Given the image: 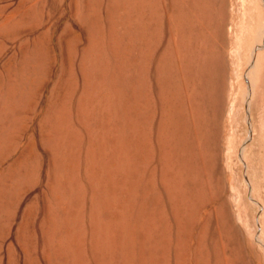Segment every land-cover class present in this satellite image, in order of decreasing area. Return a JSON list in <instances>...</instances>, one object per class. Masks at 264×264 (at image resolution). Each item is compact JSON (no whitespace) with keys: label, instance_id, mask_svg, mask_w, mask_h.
<instances>
[{"label":"rangeland","instance_id":"rangeland-1","mask_svg":"<svg viewBox=\"0 0 264 264\" xmlns=\"http://www.w3.org/2000/svg\"><path fill=\"white\" fill-rule=\"evenodd\" d=\"M0 264H264V0H0Z\"/></svg>","mask_w":264,"mask_h":264}]
</instances>
